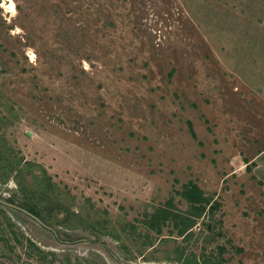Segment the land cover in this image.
Returning a JSON list of instances; mask_svg holds the SVG:
<instances>
[{
	"label": "rangeland",
	"instance_id": "obj_1",
	"mask_svg": "<svg viewBox=\"0 0 264 264\" xmlns=\"http://www.w3.org/2000/svg\"><path fill=\"white\" fill-rule=\"evenodd\" d=\"M14 1L0 198L61 224L0 204V264H264V0Z\"/></svg>",
	"mask_w": 264,
	"mask_h": 264
},
{
	"label": "trees",
	"instance_id": "obj_2",
	"mask_svg": "<svg viewBox=\"0 0 264 264\" xmlns=\"http://www.w3.org/2000/svg\"><path fill=\"white\" fill-rule=\"evenodd\" d=\"M61 9H63V6H61ZM73 9V7L71 6L69 11H71ZM66 12L67 9H65ZM75 10V9H74ZM83 13L84 14H90V11H88V9H83ZM195 133V131H194ZM5 174V173H3ZM183 196L190 202V204H192V214L194 216H200L202 215V213L206 210V207L210 204L211 202V198L206 196L203 189L201 187H199L198 184L190 182L187 183L182 191ZM9 202L15 203L21 207H24L26 209H28L29 211H31L32 213H34L35 215H37L38 217H40L45 224L51 226L53 229H49L47 227H45L46 229L51 230L53 233H55L56 235L58 234V230L56 229L57 225H60V220L58 219V215L56 216V214L53 215V212L56 210V206L54 205H43L42 203H34L31 202L29 200H25V199H18L19 201L15 200L13 197L8 199ZM0 204L3 207H9L8 205H5L3 203L0 202ZM56 205V204H55ZM59 206V205H57ZM12 208V207H11ZM210 208H214V204H210L209 209ZM60 209V208H59ZM22 212V211H21ZM24 213V212H23ZM170 213V211H169ZM25 215H27L26 213H24ZM29 216V215H27ZM30 217V216H29ZM184 227L179 226L178 224V229H179V234L183 235L186 234V231L188 228H190V223H183Z\"/></svg>",
	"mask_w": 264,
	"mask_h": 264
},
{
	"label": "water",
	"instance_id": "obj_3",
	"mask_svg": "<svg viewBox=\"0 0 264 264\" xmlns=\"http://www.w3.org/2000/svg\"><path fill=\"white\" fill-rule=\"evenodd\" d=\"M0 202L3 203V204H5V205H8L9 207H12L14 209H17L19 211H22V212L26 213L27 215H29L30 217H32L34 220H36L37 222H39L41 225H43V226H45V227H47L49 229H53L51 226L45 224L44 221L40 217H38L37 215H35L31 211H29L28 209H26L24 207H21V206L15 204V203H12V202H9L7 200H4L2 198H0Z\"/></svg>",
	"mask_w": 264,
	"mask_h": 264
},
{
	"label": "bare ground",
	"instance_id": "obj_4",
	"mask_svg": "<svg viewBox=\"0 0 264 264\" xmlns=\"http://www.w3.org/2000/svg\"><path fill=\"white\" fill-rule=\"evenodd\" d=\"M10 6L12 9H14V10L16 9V4H15L14 0H11Z\"/></svg>",
	"mask_w": 264,
	"mask_h": 264
}]
</instances>
